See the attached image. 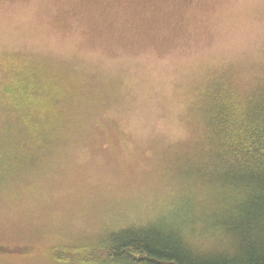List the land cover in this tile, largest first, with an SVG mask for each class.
<instances>
[{
  "label": "rangeland",
  "instance_id": "obj_1",
  "mask_svg": "<svg viewBox=\"0 0 264 264\" xmlns=\"http://www.w3.org/2000/svg\"><path fill=\"white\" fill-rule=\"evenodd\" d=\"M83 1L87 18L99 0ZM127 1L113 2L104 30L84 28L97 36L87 41L61 34L53 0H0V52L79 63L111 86L104 131L89 130L31 188H0V264H51L50 245L147 224L176 229L197 251L225 245L206 215L216 207L212 188L146 167L185 136L182 114L205 71L264 60V0Z\"/></svg>",
  "mask_w": 264,
  "mask_h": 264
},
{
  "label": "trees",
  "instance_id": "obj_2",
  "mask_svg": "<svg viewBox=\"0 0 264 264\" xmlns=\"http://www.w3.org/2000/svg\"><path fill=\"white\" fill-rule=\"evenodd\" d=\"M53 1L61 34L75 32L94 41L97 36L84 28L99 32L103 25L104 30L115 0H99L87 18L83 0ZM109 91L96 69L22 51L0 52V188H31L34 176L65 160L89 130L104 131L107 120L100 110ZM189 99L182 114L185 136L162 148L146 168L217 193L216 207L206 215L223 248L197 251L176 229L147 224L50 245L44 252L48 262L264 264V60L205 71Z\"/></svg>",
  "mask_w": 264,
  "mask_h": 264
}]
</instances>
